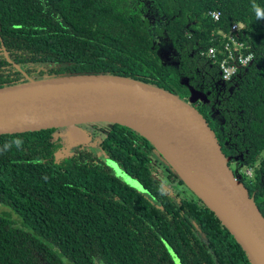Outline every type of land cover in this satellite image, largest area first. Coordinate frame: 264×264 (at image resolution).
Segmentation results:
<instances>
[{
    "label": "trees",
    "instance_id": "16d2710c",
    "mask_svg": "<svg viewBox=\"0 0 264 264\" xmlns=\"http://www.w3.org/2000/svg\"><path fill=\"white\" fill-rule=\"evenodd\" d=\"M235 24L255 62L224 83L222 57L216 65L205 54ZM157 34L175 65L162 62ZM84 75L194 97L264 216V0H0V89ZM108 129L99 152L66 150L57 130L0 136V206L9 210L0 212V264H176L170 250L181 264H251L174 171L192 197L153 173L143 149L157 150L148 140L118 124ZM108 160L152 197L118 178Z\"/></svg>",
    "mask_w": 264,
    "mask_h": 264
},
{
    "label": "water",
    "instance_id": "95a60500",
    "mask_svg": "<svg viewBox=\"0 0 264 264\" xmlns=\"http://www.w3.org/2000/svg\"><path fill=\"white\" fill-rule=\"evenodd\" d=\"M97 123L128 127L148 140L234 236L250 263L264 264V216L196 107L159 88L115 76L30 79L0 89V136ZM107 162L118 178L152 197L116 162Z\"/></svg>",
    "mask_w": 264,
    "mask_h": 264
},
{
    "label": "rangeland",
    "instance_id": "374dc122",
    "mask_svg": "<svg viewBox=\"0 0 264 264\" xmlns=\"http://www.w3.org/2000/svg\"><path fill=\"white\" fill-rule=\"evenodd\" d=\"M152 31H154L153 28H152ZM156 42L160 46V56H161L162 62H164L165 64H169V65H175L174 64L175 63V60H174L175 52L172 49L171 45L168 43L167 37L165 35L161 36L157 34ZM202 99L204 100L205 98H202ZM194 100L195 99L193 97L184 102L188 104H192ZM108 128H109V124H104V123L80 125L76 127L59 129L55 132V137L60 138L62 140V143L66 150H74L77 147L84 146L86 148H90L96 152H99V149L97 147L98 140L108 133V130H109ZM159 156L163 158L160 154ZM155 165H156L155 162L152 161V166L155 167V169L153 170L154 173L160 178V180H162V182H164V185L169 186L172 189L173 188L172 185H174V182H175L173 178L174 176L172 174L170 175V174L164 173L163 171H159ZM231 169L233 170V172H236L238 174L237 168L235 165L231 166ZM166 170H168V172L170 173L173 172L172 169L170 170L166 169ZM251 173L252 172H248V175L251 176ZM175 188H176V191L179 192L183 197L193 196L192 192L184 185L178 186V183H177ZM0 212L8 213L9 210L7 208L0 206Z\"/></svg>",
    "mask_w": 264,
    "mask_h": 264
},
{
    "label": "built area",
    "instance_id": "2783aa9c",
    "mask_svg": "<svg viewBox=\"0 0 264 264\" xmlns=\"http://www.w3.org/2000/svg\"><path fill=\"white\" fill-rule=\"evenodd\" d=\"M211 16L214 21L218 22L221 17L220 12H213ZM240 24H235L232 26L230 34H225L219 32V35L226 41L218 39L220 45L213 46L205 54L210 57L214 64L217 65V59L222 57V61L219 63L218 67L222 77V81L226 83L231 81L234 77H239L242 70H247L255 62V55L251 51V46L247 41H241L237 34L241 30ZM251 172V170L247 171Z\"/></svg>",
    "mask_w": 264,
    "mask_h": 264
},
{
    "label": "flooded vegetation",
    "instance_id": "af4514ba",
    "mask_svg": "<svg viewBox=\"0 0 264 264\" xmlns=\"http://www.w3.org/2000/svg\"><path fill=\"white\" fill-rule=\"evenodd\" d=\"M144 147V146H143ZM77 148H79V147H77ZM76 148V149H77ZM75 150V149H74ZM73 151V150H72ZM143 151L148 155V159H149V163H150V165H151V167H152V170H154L155 169V167L154 166H152V161L153 162H155V166H156V168H158V170L159 171H163L164 173H166V174H172V172L170 173V172H168V170H166V169H169L168 168V166L166 165V162L164 161V159L163 158H161L160 156H159V153L157 152V151H155V150H150V149H148L147 147L146 148H144L143 149ZM170 170V169H169ZM153 173H154V171H153ZM155 174V173H154ZM156 175V174H155ZM157 176V175H156ZM158 177V176H157ZM174 178V177H173ZM174 180H175V178H174ZM177 181L175 180V182H174V185H172V187H174L175 188V186L177 185Z\"/></svg>",
    "mask_w": 264,
    "mask_h": 264
}]
</instances>
